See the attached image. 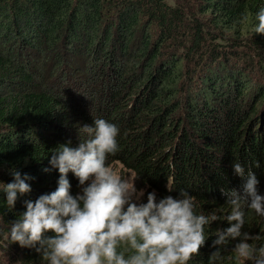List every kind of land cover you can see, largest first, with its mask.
Instances as JSON below:
<instances>
[{
    "label": "trees",
    "instance_id": "trees-1",
    "mask_svg": "<svg viewBox=\"0 0 264 264\" xmlns=\"http://www.w3.org/2000/svg\"><path fill=\"white\" fill-rule=\"evenodd\" d=\"M262 8L264 0H0L2 264H46L11 243L10 226L25 201L57 189L52 150L77 147L88 139L80 128L101 118L119 129L107 164L132 167L157 200L185 190L196 214L219 218L188 264H209L217 248L215 264H251L235 257L236 241H213L230 226L220 189L244 183L233 163L254 171L264 196V35L253 34ZM13 170L33 179L9 209L2 188ZM68 179L75 196L78 178ZM245 221L243 231L260 236L249 243L264 246V217L246 210Z\"/></svg>",
    "mask_w": 264,
    "mask_h": 264
},
{
    "label": "clouds",
    "instance_id": "clouds-1",
    "mask_svg": "<svg viewBox=\"0 0 264 264\" xmlns=\"http://www.w3.org/2000/svg\"><path fill=\"white\" fill-rule=\"evenodd\" d=\"M256 20L253 34L264 35V8ZM80 132L88 139L77 147H71L69 140L52 150L49 164L60 174L58 187L35 202L25 201L26 211L10 226L11 243L35 249L46 264H188L205 244V226L219 218L196 214L195 198L185 190L177 198L168 195L159 200L152 191L146 203H138L144 195L135 187L139 176L123 177L106 163L118 151V127L101 118ZM260 166L255 162V168ZM233 170L244 183L240 190L220 189L231 209L224 218L230 226L218 230L213 247L236 241L237 259L264 264V246L249 243L260 236L243 231L246 210L264 217V196L258 193L254 171L240 163H233ZM69 172L79 181L81 191L75 196L70 194ZM11 174L13 181L2 188L9 209L15 206L18 193L31 191L26 181L33 179L27 174L22 178L17 170ZM219 258L217 248L209 264Z\"/></svg>",
    "mask_w": 264,
    "mask_h": 264
},
{
    "label": "rangeland",
    "instance_id": "rangeland-1",
    "mask_svg": "<svg viewBox=\"0 0 264 264\" xmlns=\"http://www.w3.org/2000/svg\"><path fill=\"white\" fill-rule=\"evenodd\" d=\"M255 74L257 73H251V76H254ZM117 172L118 174H120L121 176L123 177H129V176H133L135 177L136 174H135V171L133 170L132 167H127L125 164L121 163V162H117V161H114L112 164H110ZM135 187L137 189V191L139 192L140 190H143L144 191V195L143 197L140 198V200L138 201V203H141V202H147V195H148V187L139 182V181H135ZM0 226H1V223H0ZM6 250L3 251V249H0V264H2V260H3V257L6 259Z\"/></svg>",
    "mask_w": 264,
    "mask_h": 264
}]
</instances>
